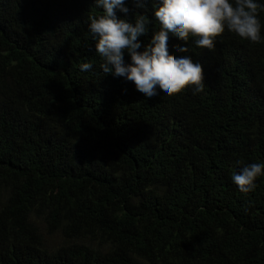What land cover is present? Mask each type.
<instances>
[{"label": "trees", "instance_id": "obj_1", "mask_svg": "<svg viewBox=\"0 0 264 264\" xmlns=\"http://www.w3.org/2000/svg\"><path fill=\"white\" fill-rule=\"evenodd\" d=\"M152 9L131 14L150 21L145 43ZM99 14L0 0V264H264V177L247 194L232 180L237 161L264 162V39L226 30L189 53L173 39L205 89L147 98L101 69Z\"/></svg>", "mask_w": 264, "mask_h": 264}, {"label": "clouds", "instance_id": "obj_2", "mask_svg": "<svg viewBox=\"0 0 264 264\" xmlns=\"http://www.w3.org/2000/svg\"><path fill=\"white\" fill-rule=\"evenodd\" d=\"M150 3L159 28L145 43L141 38L151 31L150 21L144 15L133 21L131 14L147 9ZM94 5L101 14L90 17L88 31L103 60L101 69L133 82L147 98L171 97L188 89L197 94L205 89L204 66L190 55L174 56L173 39L183 41L176 50L179 53H189L190 42L212 51L226 30L252 43L264 39L259 18L264 4L259 0H94ZM92 69L91 62L80 65L81 71ZM237 164L241 167L233 172V182L242 193L255 191L258 178L264 177V162Z\"/></svg>", "mask_w": 264, "mask_h": 264}, {"label": "rangeland", "instance_id": "obj_3", "mask_svg": "<svg viewBox=\"0 0 264 264\" xmlns=\"http://www.w3.org/2000/svg\"><path fill=\"white\" fill-rule=\"evenodd\" d=\"M36 222H37L39 231L42 233L43 238L46 240V243L48 244L50 248H54L61 243L60 235L58 234L48 235L46 233L43 223L41 221H36Z\"/></svg>", "mask_w": 264, "mask_h": 264}]
</instances>
